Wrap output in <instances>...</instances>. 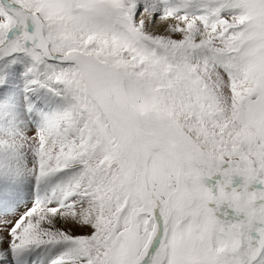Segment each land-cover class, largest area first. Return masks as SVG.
Returning <instances> with one entry per match:
<instances>
[{
    "label": "snow or ice",
    "instance_id": "1",
    "mask_svg": "<svg viewBox=\"0 0 264 264\" xmlns=\"http://www.w3.org/2000/svg\"><path fill=\"white\" fill-rule=\"evenodd\" d=\"M0 264H264V0H0Z\"/></svg>",
    "mask_w": 264,
    "mask_h": 264
},
{
    "label": "bare ground",
    "instance_id": "2",
    "mask_svg": "<svg viewBox=\"0 0 264 264\" xmlns=\"http://www.w3.org/2000/svg\"><path fill=\"white\" fill-rule=\"evenodd\" d=\"M162 26H164V25H161V27L157 26V29H158V30H159V29H162V28H163Z\"/></svg>",
    "mask_w": 264,
    "mask_h": 264
},
{
    "label": "rangeland",
    "instance_id": "3",
    "mask_svg": "<svg viewBox=\"0 0 264 264\" xmlns=\"http://www.w3.org/2000/svg\"><path fill=\"white\" fill-rule=\"evenodd\" d=\"M161 25H163V24H158L157 26L161 27ZM162 27H164V26H162Z\"/></svg>",
    "mask_w": 264,
    "mask_h": 264
}]
</instances>
